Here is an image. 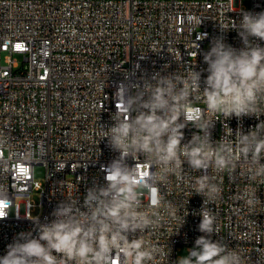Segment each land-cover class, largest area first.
I'll return each instance as SVG.
<instances>
[{"label": "built area", "instance_id": "1", "mask_svg": "<svg viewBox=\"0 0 264 264\" xmlns=\"http://www.w3.org/2000/svg\"><path fill=\"white\" fill-rule=\"evenodd\" d=\"M260 11L264 0L249 8L241 0H0V218L8 213L0 219V256L18 233L34 229L32 220L50 221L59 202L77 196L82 203L87 188L104 183L101 168L118 153L102 139L101 125L113 124L122 84L206 69L212 39L222 34L242 47L233 21ZM194 99L205 107L202 94ZM210 118L213 142H234L238 128L247 133L264 122V100L256 117ZM183 131L187 143L198 130L189 124ZM136 166L151 169L143 157ZM208 171L220 188L208 202L218 225L212 239L240 250L247 264H264V176H253L242 159L232 171ZM200 175L185 164L159 185L161 223L143 233L159 249L157 264H175L202 235L204 197L193 193ZM253 195L258 200L249 205ZM155 196H142L144 211H152Z\"/></svg>", "mask_w": 264, "mask_h": 264}, {"label": "clouds", "instance_id": "2", "mask_svg": "<svg viewBox=\"0 0 264 264\" xmlns=\"http://www.w3.org/2000/svg\"><path fill=\"white\" fill-rule=\"evenodd\" d=\"M227 30L221 27V33ZM231 30L238 33L242 47L226 43L222 34L214 37L203 54L206 69L194 68L183 76L155 72L117 89L113 124L101 125L102 139L118 153L101 168L104 183L87 188L82 203L77 196L59 202L50 221L32 220L34 229L14 237L0 264H157L159 249L145 241L143 233L161 223L160 183L185 164L201 173L193 193L204 197L198 213L202 235L175 264H247L240 250L212 239L218 225L208 202L220 188L208 170L232 171L242 159L253 176H264V122L247 133L238 128L234 142L225 136L213 142L216 120L210 117H256L264 100V11L241 12ZM196 94H202L204 108L194 99ZM189 124L198 131L182 143ZM140 157L151 169L137 168ZM153 192L157 196L151 198L152 211H144L142 196ZM3 196L0 187V203H6ZM257 200L253 195L246 202L254 205Z\"/></svg>", "mask_w": 264, "mask_h": 264}, {"label": "rangeland", "instance_id": "3", "mask_svg": "<svg viewBox=\"0 0 264 264\" xmlns=\"http://www.w3.org/2000/svg\"><path fill=\"white\" fill-rule=\"evenodd\" d=\"M241 4L244 6V7H247L249 8L251 6V0H241ZM15 58L17 59V61L19 62L20 66H22L23 64V56L22 55H16ZM42 178H40L41 180ZM32 200L35 202V203H39L40 199H39V196L37 194H34L32 196ZM36 213H34L35 215ZM187 254V249L186 248H182L179 252V256H183V255H186Z\"/></svg>", "mask_w": 264, "mask_h": 264}]
</instances>
